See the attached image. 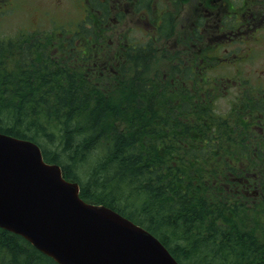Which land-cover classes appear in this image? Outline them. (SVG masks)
Masks as SVG:
<instances>
[{"label":"trees","instance_id":"1","mask_svg":"<svg viewBox=\"0 0 264 264\" xmlns=\"http://www.w3.org/2000/svg\"><path fill=\"white\" fill-rule=\"evenodd\" d=\"M86 1L98 22L86 18L65 36L0 35V132L35 141L83 199L146 228L180 264H264V136H247L240 114L216 113L215 92L162 79L158 41L171 34V9L166 33L108 40L117 9ZM160 4L136 0L135 10ZM0 264L57 263L0 228Z\"/></svg>","mask_w":264,"mask_h":264},{"label":"water","instance_id":"2","mask_svg":"<svg viewBox=\"0 0 264 264\" xmlns=\"http://www.w3.org/2000/svg\"><path fill=\"white\" fill-rule=\"evenodd\" d=\"M0 226L60 264H178L142 227L85 202L37 144L0 134Z\"/></svg>","mask_w":264,"mask_h":264},{"label":"flooded vegetation","instance_id":"3","mask_svg":"<svg viewBox=\"0 0 264 264\" xmlns=\"http://www.w3.org/2000/svg\"><path fill=\"white\" fill-rule=\"evenodd\" d=\"M103 1V0H100ZM167 0H160L161 8L158 16V20L155 21L153 17V21L147 18L149 16L148 12H136L135 4L136 0H111L112 7L117 9V16L113 17V22L117 26L118 30L122 27L125 22V17H130L132 22H134L135 18L138 21L145 20V29L146 32H156L158 27L160 26V32L166 33L165 26V13L167 9ZM216 0H196L193 2V6L190 9V14L193 19V22L190 24H184V30L179 34L172 38L166 37L169 42L173 41L177 48V56L169 57L170 68L168 63L163 70L164 81H169L171 84H174L176 90L181 92H186L191 87V92H200L199 85H201V92H219L221 87H225L227 85H232L235 87H239L236 89L237 94L239 93V100L244 99V92H261L262 97H264V60L260 62L258 60L257 63L260 64V69L255 67V73L253 74V78L250 80L248 75L251 74L250 69L246 66V62L252 59V53L254 45L251 44L249 48H247V55L244 57L246 62H241L239 65L245 68L247 74L244 76H240L238 78H230L222 75L212 76L209 74V71L214 69L213 67L217 65H221V63H226L229 60V55L226 52L231 48L232 45H237L239 42H250L248 39L251 35L260 32L264 29V10L262 12H256L255 15L250 14L246 15V12L240 13L236 19L235 25L231 23V20L222 21L221 18L218 19V22L215 23L214 20V2ZM264 2V0H260ZM170 4V3H169ZM225 5V0H222L220 6ZM261 6L264 7V4ZM249 10V7L246 8ZM248 16V17H247ZM194 17V18H193ZM183 27V24L177 23V30ZM248 31L247 34L244 32ZM166 35V34H165ZM162 35L161 36H165ZM244 35H247L244 36ZM248 35H250L248 37ZM217 37V40L215 38ZM260 38L256 35L255 41ZM239 40V42H238ZM216 41V50L218 53H214L213 48L215 46ZM210 42L205 47V43ZM254 42V41H253ZM207 49L205 53L204 49ZM246 48H242L238 45L236 50H231L232 54L235 56L239 55V50H244ZM229 53V52H228ZM231 58V57H230ZM233 59V58H232ZM241 57L238 59L240 60ZM215 60L217 62H215ZM249 64V63H247ZM176 66V68L172 66ZM256 77V81L259 82L261 88L257 89H248L247 87L252 85L255 86L256 83H253L254 78ZM188 88V89H187ZM253 124V119L250 121ZM264 135V131L261 132ZM262 139V138H261Z\"/></svg>","mask_w":264,"mask_h":264},{"label":"rangeland","instance_id":"4","mask_svg":"<svg viewBox=\"0 0 264 264\" xmlns=\"http://www.w3.org/2000/svg\"><path fill=\"white\" fill-rule=\"evenodd\" d=\"M186 0L183 1V4H180L176 10L173 12V17L174 20L173 22L176 23V25L173 27V36L176 35L177 32L179 34L184 30V24H190L193 22V19L190 14V9L194 5L193 2L196 0ZM231 2V7L234 10H239L241 9V5L243 0H230ZM84 3H82V0H6L5 2L2 3V7L0 8V35L2 36H10L14 35L17 31L22 30L24 32H32L30 30L35 29L36 31L44 30V28H49V22L52 21L53 19L56 20L57 22H67L66 24L69 25V27H74L76 26L77 23L81 21L86 15L87 12L83 8ZM264 9H258V12H262ZM92 18H95V15H93ZM194 18V17H193ZM136 20L132 22L130 17H125L124 22L125 24L120 27V30L114 29L107 31L106 34H111V37L116 38V35L118 34H129L130 37H133L139 41H145L147 39V34L145 33V29L143 28L142 22L139 21L137 24H140V27H134L136 26ZM177 22H181L183 24V27L177 30ZM65 24V25H66ZM238 24V23H237ZM43 28V29H42ZM65 31L67 29H64ZM185 31V30H184ZM248 31H245L244 33L247 34ZM17 34V33H16ZM258 36L260 39L255 41V36ZM172 36V37H173ZM247 37V35H244ZM250 35H248L249 37ZM167 39H161L159 43H161L160 46H165V47H170V48H176L178 45H176L173 41L167 40ZM217 40V37L215 38ZM250 42H239L237 45H232L231 48H228L229 50L226 52V54L229 55V60L226 61V63H221V65H215L212 69L209 71V74L212 76L216 75H222L230 78H238L240 76H244V74H247V71L245 68L241 67L239 63L241 62H246L244 57L247 55V48L251 46V44L254 45L253 51L255 53H252V60H248L249 62H246V66L248 69H250L251 74H247L249 79L251 80L254 76L253 74L255 73V67L258 68V71L260 69V64L257 63L258 60L260 62H263L264 60V29H262L260 32L255 33L251 35L248 39ZM254 41V42H253ZM216 42V41H215ZM210 42L205 43V47ZM169 44V45H168ZM238 45H240L242 48H246L244 50H239V55L235 56L232 54L231 50H236ZM210 49H216V46ZM168 50L167 57H171V53ZM205 52H207V49H204ZM172 53L174 52V49L171 51ZM229 52V53H228ZM154 53V58H159L160 53L159 51L153 52ZM231 57V58H230ZM241 57L240 60H238ZM233 58V59H232ZM165 59H162L161 62L164 63ZM249 63V64H247ZM159 66V63L157 64ZM253 83H256L255 86L253 87L252 85L249 84V87L252 89H259L261 86L259 85V82L256 81V77L253 80ZM239 87H235L230 85H227L225 87H221L219 90L220 92V97L217 99V101L214 103L213 109L215 110L216 113L218 114H231L233 113L234 115L240 114V116L243 118L244 122H250L253 118L254 119V124L251 125V128L247 130L246 134L247 136L254 135L257 139L262 138L263 136L260 134V123L261 119L260 115H262V112L264 110L260 111V115H254L251 117V113L248 114L245 111L247 109L252 107L256 108V110H260L264 106V102L262 99L257 97L255 95H251L248 97L249 101L245 102L242 100V102L245 104V106L240 108L239 105H234L232 101L236 98V96H239L237 94L236 89ZM259 91V90H258ZM253 92H250L249 94H252ZM262 93L258 92V95L260 96ZM262 96V95H261ZM249 106L250 108L246 107ZM263 116V115H262ZM260 118V120H258ZM263 141V140H262ZM257 142V141H256Z\"/></svg>","mask_w":264,"mask_h":264}]
</instances>
